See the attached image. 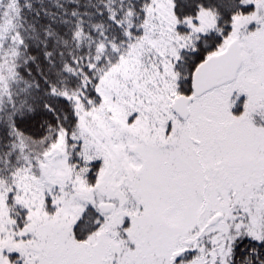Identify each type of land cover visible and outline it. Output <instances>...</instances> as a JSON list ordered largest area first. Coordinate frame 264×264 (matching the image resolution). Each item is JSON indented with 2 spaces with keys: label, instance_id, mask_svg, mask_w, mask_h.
<instances>
[{
  "label": "snow or ice",
  "instance_id": "snow-or-ice-1",
  "mask_svg": "<svg viewBox=\"0 0 264 264\" xmlns=\"http://www.w3.org/2000/svg\"><path fill=\"white\" fill-rule=\"evenodd\" d=\"M0 264H264V0H0Z\"/></svg>",
  "mask_w": 264,
  "mask_h": 264
}]
</instances>
